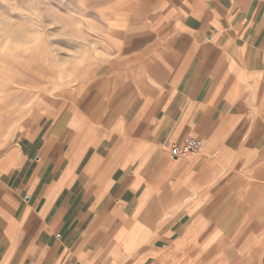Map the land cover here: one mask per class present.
<instances>
[{
  "label": "crops",
  "instance_id": "obj_1",
  "mask_svg": "<svg viewBox=\"0 0 264 264\" xmlns=\"http://www.w3.org/2000/svg\"><path fill=\"white\" fill-rule=\"evenodd\" d=\"M150 24L145 83L109 105L125 138L84 99L4 158L0 264H264V0H172ZM185 136L202 151L171 159Z\"/></svg>",
  "mask_w": 264,
  "mask_h": 264
},
{
  "label": "rangeland",
  "instance_id": "obj_2",
  "mask_svg": "<svg viewBox=\"0 0 264 264\" xmlns=\"http://www.w3.org/2000/svg\"><path fill=\"white\" fill-rule=\"evenodd\" d=\"M171 1L0 0V167L21 140L65 125L84 99L99 139L125 138L109 105L131 81L145 83L136 40Z\"/></svg>",
  "mask_w": 264,
  "mask_h": 264
},
{
  "label": "built area",
  "instance_id": "obj_3",
  "mask_svg": "<svg viewBox=\"0 0 264 264\" xmlns=\"http://www.w3.org/2000/svg\"><path fill=\"white\" fill-rule=\"evenodd\" d=\"M202 142L194 137L185 136L180 144H173L168 149L171 159H184L202 151Z\"/></svg>",
  "mask_w": 264,
  "mask_h": 264
}]
</instances>
